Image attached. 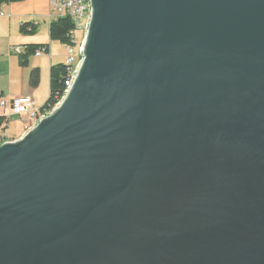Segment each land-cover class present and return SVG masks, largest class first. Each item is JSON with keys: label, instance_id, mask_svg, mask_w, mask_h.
<instances>
[{"label": "water", "instance_id": "95a60500", "mask_svg": "<svg viewBox=\"0 0 264 264\" xmlns=\"http://www.w3.org/2000/svg\"><path fill=\"white\" fill-rule=\"evenodd\" d=\"M61 105L0 146V264H264V0H91Z\"/></svg>", "mask_w": 264, "mask_h": 264}, {"label": "crops", "instance_id": "0c3cea01", "mask_svg": "<svg viewBox=\"0 0 264 264\" xmlns=\"http://www.w3.org/2000/svg\"><path fill=\"white\" fill-rule=\"evenodd\" d=\"M48 16L49 0H25L1 7L0 63L2 64V70L0 71V95H3L5 98L30 96L37 107L41 108L40 104L45 102L48 95H50V68L52 65L62 64L63 62L52 63L51 60L55 55V45H59V43L52 42L50 39L51 20ZM39 18L41 20H49V30L45 37L42 36ZM26 23L37 27L35 35H25L22 33L21 29ZM31 45H47L48 53L43 54L41 57H37L35 54L30 55L26 60L27 64L23 65L21 64V56L25 55L27 52L25 49ZM19 46L24 48L22 55H17L13 52V49ZM36 69L40 73V82L37 87H32L30 84L31 74ZM14 116L16 115L11 114L8 116L9 123L5 131L6 135L10 125V117ZM20 119L22 129L20 132H15L12 135L15 136V140H18L29 127L26 125L27 122L24 118L20 117ZM6 141H8L7 138Z\"/></svg>", "mask_w": 264, "mask_h": 264}, {"label": "built area", "instance_id": "2783aa9c", "mask_svg": "<svg viewBox=\"0 0 264 264\" xmlns=\"http://www.w3.org/2000/svg\"><path fill=\"white\" fill-rule=\"evenodd\" d=\"M92 3L91 0H49V16L51 22L60 18H70L74 23L73 43L74 46H65L66 48V62L67 66H70L69 79L66 82V90L61 101L52 109L49 113L40 114V109L35 104L32 97H12L10 99L0 95V118L7 117L9 115L20 116L28 123L31 119L35 124L29 131L32 130L41 120L49 116L60 105L65 96L70 92L74 85V82L78 76L81 65L84 61V47L86 38L89 32V27L92 20ZM3 16V14H1ZM27 50V49H25ZM13 52L17 55H22L24 48L15 47ZM47 54L46 48L39 49L35 55L41 57L43 54ZM28 131V132H29ZM6 138L0 135V146L5 144Z\"/></svg>", "mask_w": 264, "mask_h": 264}, {"label": "trees", "instance_id": "16d2710c", "mask_svg": "<svg viewBox=\"0 0 264 264\" xmlns=\"http://www.w3.org/2000/svg\"><path fill=\"white\" fill-rule=\"evenodd\" d=\"M25 0H0V9L4 5L22 2ZM22 33L25 35H35L37 33V27L26 23L22 27ZM75 27L70 18H60L50 24V39L52 42H57L63 46H74L73 33ZM46 48L47 45H31L27 47L25 55L21 56V64H27V58L30 55H34L39 49ZM70 66L65 63L52 65L50 68V95L46 103L41 107L40 114L49 113L55 106L61 101L66 90V82L69 79ZM40 82V73L36 69L31 74L30 84L32 87H37ZM8 118H0V135L4 136V133L8 126ZM30 127V126H29Z\"/></svg>", "mask_w": 264, "mask_h": 264}, {"label": "rangeland", "instance_id": "374dc122", "mask_svg": "<svg viewBox=\"0 0 264 264\" xmlns=\"http://www.w3.org/2000/svg\"><path fill=\"white\" fill-rule=\"evenodd\" d=\"M38 21L40 22V25H41V28H42V30H41L42 36L45 37L47 35V31L49 30V28H48L49 27V20H47V19L41 20L39 18ZM54 54L55 55H54L53 59H51L52 63H57V62L58 63L59 62H63L64 63L65 62L66 49L64 48V46H62L60 44L59 45H55ZM1 70H2V64L0 63V71ZM48 98H49V95H48L46 101L48 100ZM45 102L41 103L40 105L43 106L45 104ZM7 116H10V115L7 113ZM34 124H35L34 120L31 119L29 121V123H27L26 125L30 126L32 128L34 126ZM30 127H28L27 130H25L26 133L24 132V134L21 135L20 138H22V136H24L25 134L28 133V129ZM21 129H22V123H21L20 117H18V116L10 117V125H9L8 131H7V135L4 133L5 134L4 137L7 138L9 142H15L17 140H15L16 139V138H14L15 136H12V135L15 132L16 133L20 132Z\"/></svg>", "mask_w": 264, "mask_h": 264}]
</instances>
